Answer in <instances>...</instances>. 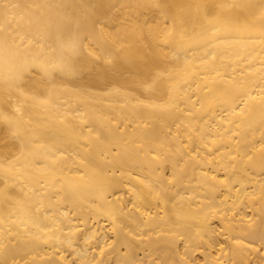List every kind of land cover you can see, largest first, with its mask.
Returning <instances> with one entry per match:
<instances>
[{
  "label": "bare ground",
  "instance_id": "obj_1",
  "mask_svg": "<svg viewBox=\"0 0 264 264\" xmlns=\"http://www.w3.org/2000/svg\"><path fill=\"white\" fill-rule=\"evenodd\" d=\"M0 264H264V0H0Z\"/></svg>",
  "mask_w": 264,
  "mask_h": 264
}]
</instances>
